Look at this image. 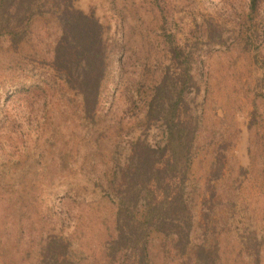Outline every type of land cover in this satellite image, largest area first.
<instances>
[{
    "label": "trees",
    "instance_id": "obj_1",
    "mask_svg": "<svg viewBox=\"0 0 264 264\" xmlns=\"http://www.w3.org/2000/svg\"><path fill=\"white\" fill-rule=\"evenodd\" d=\"M73 1L0 0V36L16 48L33 21L42 23L45 32L53 28L49 57L41 60L47 74L35 81L36 94L47 102L58 93L62 106L71 107V113L75 110L82 130L79 138L89 144L90 155L108 154V165L94 179L100 195L113 204L114 234L101 243V253L108 260L122 253L130 264H226L218 245L215 181L225 175L228 126L211 131L219 138L208 167L199 180L190 177L193 148L203 124L197 96L201 86H207L202 72L205 57H201L206 51L200 53L195 44L203 39L225 47L222 31L229 24L226 47L242 54L234 62L263 67L264 0H241L238 7L218 0L212 15L187 19V28L180 27L179 33L168 30L173 11L167 0H108L111 33L102 21L104 13L97 15L94 7L83 10ZM178 2L179 10L199 8L196 1ZM190 26L188 45L184 37L188 38ZM151 29H160L161 36L150 38ZM133 32L140 41L136 51L130 49ZM156 46L161 51L158 68L149 54ZM134 60L141 69L132 78L127 65ZM250 72L247 86L253 83V91L244 125L250 134L246 148L249 153L254 147L264 159V116L256 117L264 103V84L261 75L252 68ZM117 92L127 95V111L133 118L127 127L133 134L124 140L120 119L100 118V101L107 100L110 107ZM55 126L52 122L49 135ZM225 131L229 138L223 136ZM261 245L264 232L246 229L235 255L242 264H258ZM38 253L35 264L72 262L70 241L61 234L47 235Z\"/></svg>",
    "mask_w": 264,
    "mask_h": 264
},
{
    "label": "rangeland",
    "instance_id": "obj_2",
    "mask_svg": "<svg viewBox=\"0 0 264 264\" xmlns=\"http://www.w3.org/2000/svg\"><path fill=\"white\" fill-rule=\"evenodd\" d=\"M107 1L74 0L73 4L83 10L94 7L99 16L104 13L102 21L111 33L114 24ZM167 1L173 11L168 30L176 33L180 27L187 28V19L200 20L201 16L212 15L218 2L187 0L199 5L191 12L188 6L179 10V0ZM227 1L235 7L241 4V0ZM42 26L38 20L30 23L23 42L16 48L0 36V264H35L43 239L52 233L69 239L71 264H130L122 253L108 260L100 249L101 243L114 234L113 204L100 195L94 184L97 174L108 163V154L90 155L89 144L79 138L82 130L75 110L71 113V107H63L58 93L47 102L36 94L39 89L35 81L41 74H47L41 60L49 57V43L54 36L52 27L45 32ZM226 26L222 31L225 47L217 48L203 39L195 44L200 53L202 49L206 51L201 57H205L202 72L207 86L203 84L197 96V110L203 124L193 148L190 177L191 181L199 180L203 169L208 167L213 145L219 138L218 134L211 136V131L228 126L230 138L227 131L223 133L229 138L225 175L215 181L219 198L215 206L216 226L223 263L242 264L235 254L240 252V239L246 229L264 232V159L252 146L247 152L250 134L244 127L248 118V95L253 91V83L247 86L250 69L261 75L264 84V66L254 68L243 60L234 62L242 54L226 47L231 36L229 24ZM191 31L190 26L188 38L184 37L188 45L192 42ZM159 34L160 29L149 30L150 38L156 39ZM131 36L130 49L136 51L140 41L136 32ZM149 54L154 59V68H158L161 51L156 46ZM227 55L232 59L227 60ZM140 69L135 60L127 65L132 78ZM127 98L123 92L120 95L117 92L110 107L107 100L102 99L99 104L101 120H121L122 140L133 134L132 129L127 132L133 121L131 111H127ZM259 105L256 117L262 118L264 103ZM52 122L56 125L55 131L49 135ZM153 240L156 242L157 238ZM258 264H264V245L259 247Z\"/></svg>",
    "mask_w": 264,
    "mask_h": 264
}]
</instances>
